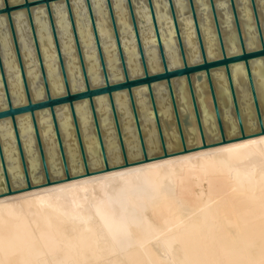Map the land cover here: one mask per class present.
<instances>
[{
  "label": "bare ground",
  "instance_id": "bare-ground-1",
  "mask_svg": "<svg viewBox=\"0 0 264 264\" xmlns=\"http://www.w3.org/2000/svg\"><path fill=\"white\" fill-rule=\"evenodd\" d=\"M19 3L21 0H9ZM102 54L111 82L122 80L112 29L104 0H90ZM189 63L199 61V50L187 0H172ZM114 18L130 77L141 74L125 0H111ZM164 54L170 69L181 66L166 0H152ZM206 56H219L207 0H194ZM228 54L239 52L228 0H214ZM247 50L259 47L248 0H235ZM264 34V0H256ZM148 69L160 71V61L145 0H132ZM1 5V0H0ZM74 23L92 87L102 85L101 71L83 0H72ZM54 24L72 92L83 89L80 67L66 11L54 4ZM13 21L34 101L44 98L34 48L23 11ZM33 22L50 93H64L53 41L43 7L33 10ZM0 51L15 105L25 98L19 79L9 31L0 17ZM264 119V66L250 65ZM246 134L258 130L242 65L231 69ZM228 142L40 186L0 197V264H264V135L236 140L239 136L230 106L227 81L213 73ZM207 142L219 141L205 82L195 83ZM174 90L181 115L188 116L183 129L188 145L199 146L190 100L183 79ZM156 106L164 126L168 152L180 150L175 122L164 84L154 87ZM137 112L150 156L161 153L145 87L134 90ZM127 158L141 157L126 93L114 96ZM4 98L0 92V109ZM98 122L111 166L122 163L106 97L95 100ZM82 141L91 170L102 168L87 102L75 105ZM58 127L72 175L83 172L67 107L56 110ZM30 177L43 176L28 116L18 119ZM37 123L52 179L62 178L56 141L47 111ZM0 141L7 174L13 188L24 185L19 157L9 122L0 123ZM3 177L0 169V189Z\"/></svg>",
  "mask_w": 264,
  "mask_h": 264
},
{
  "label": "water",
  "instance_id": "water-1",
  "mask_svg": "<svg viewBox=\"0 0 264 264\" xmlns=\"http://www.w3.org/2000/svg\"><path fill=\"white\" fill-rule=\"evenodd\" d=\"M72 0H21L19 3H11L9 0H1L0 5V17H4L6 21V25L9 31L12 48L15 56V60L17 63L19 79L21 82L25 102L21 105H15L12 101L10 90L8 87V77L4 69L3 65V56L0 51V92L4 98V108L0 109V123L2 122H9L14 141L19 157V162L21 166V171L23 175L24 185L20 188H13L10 184V180L7 174L6 164L2 152V146L0 141V169L1 174L3 177V187L0 189V197L12 195L15 193H19L25 190H31L34 187L40 186H49L54 183H60L64 181H69L75 178H81L84 176H89L96 173L101 172H108L113 169L124 168L135 164L146 163L152 160H157L161 158H166L168 156H172L175 154L186 153L192 150L204 149L208 146H215L218 144H225L228 142V138L224 129V120H223V113L220 107V103L218 100L217 89L213 79V73L215 71H220L224 74L226 81H227V88L228 94L230 98V106L236 121L237 130L239 136L236 140H241L253 136H261L264 135V119L262 110L260 107V102L256 93L252 72L250 65L255 61H262L264 66V34L260 25V14L257 9L256 0H248L249 7L251 10L257 39L259 42V47L255 50H247L243 30L240 22V18L238 15V11L236 8L235 0H228V5L231 13V19L233 22L236 39L239 47V52L233 55L228 54L223 38V33L220 27V19L215 7L214 0H207L208 1V8L210 11V16L212 20L213 29L215 32L218 49H219V56L216 59L209 60L206 56L204 43L202 39V33L199 25L198 15L196 12V6L194 0H187L188 11L189 15L192 20V25L195 33V38L197 41V47L199 50V61L190 64L189 63V55L188 52L185 50L182 42V38L180 35L179 23L176 17V11L174 9L173 1L166 0L172 28L175 36V40L178 47L179 58L181 66L177 68L170 69L168 67V63L164 54L162 39L160 36L158 24L156 21L154 7L152 0H145L147 9L149 12L150 23L152 26V32L154 35L155 47L158 52L159 61H160V71L156 73H151L148 69L143 45H142V37L139 33V27L137 23V19L134 13V7L132 4V0H125L126 7L128 10V15L130 19V24L132 28V33L134 37V42L136 46V50L139 57V62L141 66V74L137 77H130L123 50L121 45V39L118 33V29L116 26L114 12L112 8L111 0H104L107 13L109 16V21L112 29V35L115 43L116 53L119 60V65L122 73V80L119 82H111L105 61L102 54V42L98 37V32L96 28L94 13L91 6L90 0H83L88 21L90 24V29L93 36L94 48L97 54L99 67L101 71L102 77V85L92 87L90 85L86 67L83 59L82 50L80 47L74 17L72 13ZM62 3L63 7L66 11L70 31L74 43L75 54L78 59L81 78L83 82V89L80 91L72 92L70 88V84L68 82L64 58L60 48L59 38L56 32L55 24H54V4ZM38 7H43L46 18L48 21L53 46L56 54V60L59 68V73L62 79L64 93L61 96L53 97L50 93L48 80L46 76V72L44 69V64L42 60V56L40 53V47L36 36L35 26L33 22V10ZM18 11H23L25 13V18L27 20V24L29 27L30 32V41L32 42L35 58L37 62L38 72L40 75V82L43 87L44 91V98L42 100L34 101L30 92V88L28 85V79L26 77L25 71V63L22 59V55L20 52V46L18 43V38L15 30V25L13 21V14ZM236 65H242L246 80H247V87L251 99V104L255 116V121L258 127V130L251 134H246L245 125L242 119L241 109L239 105V99L232 81L231 77V69ZM183 79L185 82V86L187 88L190 106L192 111L193 122L197 129L200 145L199 146H190L187 144L185 135L183 133V129L188 127L189 119L186 115H181L177 103L176 92L174 90V86L176 81ZM205 82L207 92L210 97L211 106H212V114L214 117L215 125L217 132L219 134V141L217 142H207V137L204 131V127L202 125L201 120V112L200 107L198 104V96L195 92V83ZM158 84H164L166 88V93L170 102L171 110L173 119L175 122L176 130L178 139L180 142V150L177 152H168V148L165 142V134H164V126H162L161 120L159 118L156 101L154 97V87ZM145 87L146 93L148 96L155 129L157 133V139L160 146L161 153L156 156H150L146 149V144L143 136V131L140 124L139 115L137 112V104L134 98V90L137 88ZM119 93H126L129 101V106L132 113V118L134 122V130L137 137V143L139 147V151L141 157L133 162H130L127 158L126 148L124 143V134L121 130V125L119 121V117L116 111V106L114 104V96ZM99 97H106L109 103V108L112 116V121L114 125V130L116 134L117 144L120 150L122 163L119 165L111 166L108 161V156L106 153L105 143L102 136L101 128L98 122V117L95 108V100ZM79 102H87L91 118L94 133L96 136L97 146L99 149V155L102 161V168L98 170H91L88 162V156L86 154L84 143L82 141L81 131L78 124V119L75 111V105ZM67 107L70 118L71 124L74 131V137L77 143V148L79 151V157L82 164L83 172L78 175H72L70 172V167L68 164L64 143L60 135L59 127H58V120L56 116V110L60 107ZM47 111L50 122L52 124L54 138L56 141L57 152L60 159L61 169H62V178L52 179L48 164L45 156V149L43 143L41 141L39 127L37 123V115L40 112ZM22 116H28L33 137L35 140V145L39 157L40 168L42 172V180L40 183H35L31 177L30 172L27 165V160L24 155V150L22 147V142L20 138V134L18 132V119Z\"/></svg>",
  "mask_w": 264,
  "mask_h": 264
},
{
  "label": "rangeland",
  "instance_id": "rangeland-1",
  "mask_svg": "<svg viewBox=\"0 0 264 264\" xmlns=\"http://www.w3.org/2000/svg\"><path fill=\"white\" fill-rule=\"evenodd\" d=\"M224 129H225V125H224ZM191 146V145H190Z\"/></svg>",
  "mask_w": 264,
  "mask_h": 264
}]
</instances>
